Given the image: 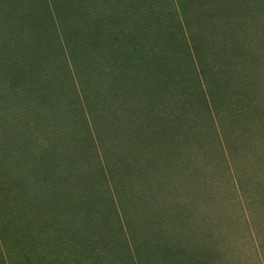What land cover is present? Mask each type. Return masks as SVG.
I'll use <instances>...</instances> for the list:
<instances>
[{
  "label": "rangeland",
  "instance_id": "rangeland-1",
  "mask_svg": "<svg viewBox=\"0 0 264 264\" xmlns=\"http://www.w3.org/2000/svg\"><path fill=\"white\" fill-rule=\"evenodd\" d=\"M171 3L182 28L177 36L162 32L155 8L139 37L156 52L149 65L162 56L177 63L183 53L184 80L145 65L127 70L103 112L89 87L97 151L70 80L61 72L51 81L67 114L56 133L24 135L55 143L62 180L52 183L48 155L18 142L22 118L14 124L13 157H0V264H109L106 251L122 259L135 245L156 242L175 248L187 264H264V0ZM174 23L168 21L175 31ZM196 80L205 106L194 101ZM118 187L120 199L113 194ZM48 193L62 210L44 207ZM86 200L98 213L93 227L105 222L106 245L93 234L90 246L80 247L66 230L71 208Z\"/></svg>",
  "mask_w": 264,
  "mask_h": 264
},
{
  "label": "trees",
  "instance_id": "trees-1",
  "mask_svg": "<svg viewBox=\"0 0 264 264\" xmlns=\"http://www.w3.org/2000/svg\"><path fill=\"white\" fill-rule=\"evenodd\" d=\"M171 4V0H0V157L5 162L13 157L11 150L15 144L11 134L22 118L19 130L24 133L17 137L18 142L22 146L28 141L35 151L48 155L51 161L50 173L54 170L58 163L55 143L49 144L46 141L45 146L42 141L33 142V139L25 138L24 134L30 133L33 137L36 132H58V121L63 114H67V106L62 107L66 100L52 91L51 81L61 72L74 88V103L82 112L88 139L92 141L95 151L101 148V144L94 131V109L87 95L89 87L95 91V110L103 112L109 107L107 93L120 90L127 70L138 72L145 65L164 70L166 77L176 76L180 81L184 80L186 66L182 62L178 63L182 61L178 55L183 53L176 55L177 63L173 57L167 63V57L162 56L154 58L149 65L146 59L151 60V55L156 52L150 53L147 50L148 43L144 44L139 37L143 25L155 8L162 14V23L159 25L162 32L169 34L168 38L173 34L177 36V29L181 31L182 28L174 10L169 11ZM169 20H175V31L170 27L171 24L168 25ZM159 49L167 52L162 46ZM60 81L59 85L62 86ZM195 85L194 101L205 106L204 91L197 80ZM70 99L73 101L72 97ZM209 100L212 101L211 97ZM105 114L101 113L102 116ZM50 123L48 129L47 125ZM58 138L53 136L51 140ZM30 157L34 159L35 156L30 154ZM97 159L101 167L106 166L102 164V160L106 159L104 151H99ZM21 163L23 160L15 161V165L22 166ZM64 163L65 161L63 165ZM54 171L51 181L58 183L62 180V175ZM76 176L78 181L81 177L78 174L74 175ZM0 189L3 190V186L0 185ZM29 194L31 197L35 195L34 201L38 200L35 191ZM113 194L120 199L121 188H115ZM49 196L50 193L44 207L48 210L54 208L56 212L62 210L57 205L60 200ZM86 202L87 200L81 201L71 208L69 218L65 220L68 221L66 230L80 247H89L93 234H97L102 245H106L108 243L101 234L105 222L100 221L98 228L93 227L92 219L98 213ZM47 203L49 206H46ZM24 208L28 210L29 207L26 205ZM141 246L135 245L132 253L126 251L127 255L122 259L115 252L112 253V250L110 253L106 251L109 254L106 255V262L109 257V264H187L173 247H161L159 242L154 243L153 247H146V244L145 247ZM113 248L118 250L117 247ZM98 251L94 252L96 259H99ZM90 263L95 264L92 261Z\"/></svg>",
  "mask_w": 264,
  "mask_h": 264
}]
</instances>
